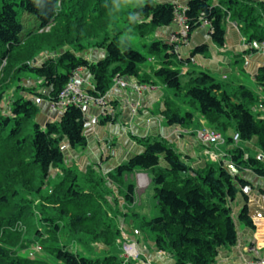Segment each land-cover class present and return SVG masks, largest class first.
<instances>
[{
	"label": "trees",
	"instance_id": "1",
	"mask_svg": "<svg viewBox=\"0 0 264 264\" xmlns=\"http://www.w3.org/2000/svg\"><path fill=\"white\" fill-rule=\"evenodd\" d=\"M122 6H125L123 9L128 8L125 0H0V66L4 61L7 63L4 74L0 75V264H49L42 260L23 258L13 250L15 244L12 240L18 236L17 230L22 227V221L29 212V207L21 206L18 202L24 199L26 203H31V200L22 196L21 186L38 178L48 179L54 167L64 163L65 143L72 148L85 149L87 139L84 131L88 126L87 111L68 106L59 112L61 116L57 122H48L45 127L34 123L32 134L27 135L25 126L36 117L38 107L31 99L17 97L10 106V115H5L3 78L7 72L8 75L12 74L19 64L16 74L26 72L43 80L50 91L48 98L52 103L58 102L60 93L73 73L81 68H87L94 85V89L86 91V94L95 97L105 96L118 78H137L139 66L147 58L131 48H120L116 36L112 41L107 38L96 45L105 52V57L100 61L90 62L70 51H62L65 46H75L73 38L76 37L72 36L86 28H93L92 32L97 36L103 32L109 34V28L115 26L114 18ZM177 13V5L173 3L147 0L142 7L131 9L130 14L143 18V21L132 22L129 16L126 29H135L144 38L148 30L175 25ZM183 13L189 26L188 41L195 32L205 28L212 42L223 47L225 24L232 20L240 26L249 44L258 47L264 43V6L260 2L189 0ZM28 18L34 22L32 27L28 25ZM48 28L50 37L58 36L54 47L60 49L59 57L57 61L48 59L43 64L33 65L31 60L43 49H31L38 37L34 35L29 44L27 37L34 30L40 35ZM178 46L157 41L150 47L152 52H168L154 76L167 88L174 90L177 98L184 91L180 71L171 65V57H174ZM24 47H30L31 50H25ZM14 51L23 59L10 60ZM207 51L208 46L204 45L197 47L193 55ZM256 84L264 92V67L256 76ZM186 86H189L186 96L192 100L191 104L195 102L199 105L198 111L210 127L220 133L225 141L229 139V144L233 143L236 135L239 143H254L261 151V159L246 157L245 152L235 146L230 151V158L238 174L223 167L218 170L212 167L195 169L169 143L143 138L137 139V142L145 150L119 166L116 173L120 176L137 170L150 173L159 216L151 219L147 225L155 234L156 246L160 251L170 252L176 264H213L222 248L234 246L238 242L237 221L253 227L247 206L235 217L232 205L238 195L244 194L245 188L250 187L249 182L239 176L240 173L248 170L264 179V115L261 113L264 112V104L258 105L259 96L244 87L239 88L238 95L230 94L205 72L192 78ZM33 94L39 97L38 93ZM104 115L102 122H110L108 115ZM164 117L170 126H181L194 120L190 112H186L183 117L179 104L174 103L165 106ZM228 129L233 131L230 137ZM161 163L165 166L160 169ZM28 170H31L30 173ZM76 176L79 175L67 171L59 181L58 192L66 194V200L82 196L80 189L75 188ZM133 191V185L129 186L127 200H132ZM88 204L77 201L79 212L72 218L73 221L86 226L96 220L86 212L82 213L92 208ZM37 236L42 235L37 233ZM46 251L61 264H122L115 256L103 259L84 257L57 242Z\"/></svg>",
	"mask_w": 264,
	"mask_h": 264
},
{
	"label": "rangeland",
	"instance_id": "2",
	"mask_svg": "<svg viewBox=\"0 0 264 264\" xmlns=\"http://www.w3.org/2000/svg\"><path fill=\"white\" fill-rule=\"evenodd\" d=\"M152 2L162 3L166 2V0H152ZM127 6L128 8L126 9H123L125 6L120 7L118 15L114 18L115 26L113 25L112 29L109 28V34L103 32L100 36H97L95 32H92L94 31L93 28H86L82 30V32L74 33L72 36L76 37L73 38L75 39V46H65L62 51H70L71 53H75L77 57H83L91 61L89 57L92 53L96 50L104 51L103 48H98L96 45L103 43L107 38H109V41H112L113 37L116 36L120 48H131L140 52L147 58V61L139 66L140 70H149L150 67L156 68V65L163 64L168 52L162 50L160 53H156L152 52L150 48L154 42H165L161 37H158L160 30H148L144 38H142L135 29L132 30L129 28L130 30H127L126 27L129 25L127 24V20L129 16L132 22L133 20L137 22L143 21V18L130 15L131 9L140 7L138 3H126V7ZM177 8L180 10L183 7L177 6ZM28 25L32 27L34 22L29 19ZM48 31L49 28L42 31V33L40 32V35H37V30H34L29 37H27V41L29 40L27 44L32 41L34 35L38 37L34 43H32V47L30 46L31 49L36 47L43 49L35 59L31 60L33 65L43 64L48 59L57 61L56 55L60 54V49L54 46H56L55 39H58V36L50 37ZM43 32H46L44 36H42ZM42 43H44V45H42ZM262 46H264V43L260 44L259 48ZM30 47L25 50L30 51ZM44 49L49 52L46 53ZM20 57L21 55L14 51L11 56L12 59L10 60L15 61L16 59H23ZM173 58L174 57H171V60ZM176 61L179 63L178 60ZM6 64V61L1 64L0 75L2 73L4 74L3 71L4 67L7 66ZM18 67L19 64L16 69L12 70L15 74L12 73L8 75L7 72L3 78V113L5 115H10V106L15 98L24 97L31 99L38 107L36 117L25 126V133L31 135L34 123L45 127L48 122H57L61 116L59 112L63 111V109L54 106L55 104L53 105L50 101L48 98L50 91L46 89L47 87L44 85L43 80L26 72L16 74ZM86 69L81 68V73H83V71L88 72ZM149 78L152 77H145L146 80H144L147 81ZM156 79L160 82V79ZM182 87L184 91L178 97L181 114L184 117L186 111H189L195 116L196 112L199 110V105L195 102L191 104L192 100L186 96L189 86H185V84L182 83ZM171 91L175 93L174 90ZM32 93H38L39 97L35 94L32 95ZM261 95L264 98V93H261ZM109 96H111V90L109 91ZM259 99L261 98L259 97ZM259 104L260 102L258 105ZM107 106L108 117L111 119V122H113L114 117L110 114L111 107L109 105ZM254 113H257L256 110H254ZM261 113L264 115V112ZM41 117H43V119H41ZM196 118H198V115H196L193 120V127L198 126L196 122H199V120ZM205 123L207 128L196 131L194 136L202 145L207 144L212 147L213 150H204L203 148V154L207 157V161L204 160L205 166L197 167L193 165V167L195 169L207 167H212L216 170L220 167L229 169L230 166H234L231 163L230 151L234 149L235 146L247 150L246 143L240 142L239 145H237V143L233 141V143L229 144V139L225 141L224 138L223 142L216 145H211L207 143V141H202L203 139L200 141L198 137L200 133L216 132L206 121ZM232 133L233 131L230 132V129H228L229 137ZM100 146H102L100 152L103 150L105 152H107V150L111 151L115 147L114 144H111L110 140L104 144L101 143ZM175 150H177V148ZM86 151L87 150L83 148H72L65 143L64 163L61 166L54 167L48 179L42 180L38 178L26 186H21L23 191L22 196L31 200V203H26L24 199L18 202L21 206L26 205L29 207V212L28 217L22 221V227H19L17 230L18 236L12 240L15 244L13 250L17 251V254L23 258L42 260L49 264H61L56 262V260L49 255L48 251H46L54 242H57L58 245L66 247L71 251L78 252V254L87 258L103 259L107 256H115L122 264H147L143 258L145 251L148 253L150 250L154 249L160 251L156 246L155 234L151 232L150 227L147 225L151 219L159 216V209L156 203H154L155 199L153 195L155 187L151 184L149 179V176H151L150 173L135 171L132 174H123L121 176L116 172L114 174H104L100 169L97 170L91 167L102 168L100 164L93 165L89 163L85 165V163H87V160L84 159ZM100 152L96 149L94 150V155L98 157ZM93 159L95 160L96 158ZM93 159L92 161L94 162ZM88 162H91V160L89 159ZM161 168H164L163 163H161L160 169ZM30 171L31 170H28L29 173ZM67 171L79 175L76 176L77 185H75V188L77 190L80 189V193H82L81 198L66 200V194L62 195L60 194L62 191L58 192L57 186L60 184L59 181L63 179V173ZM67 175H69V173ZM70 177L72 178V176ZM131 185H133L134 191L131 198L132 200L130 201L127 200L126 197L129 194L128 187ZM68 186L69 185H67L66 188ZM78 200L84 205L88 203H90L88 205H92V208L88 211H82V213L86 212L87 215L96 218L91 224L83 226V224L81 225L79 222L72 220L79 212V207L76 205ZM46 219H49V221L45 222ZM37 233H41L42 236H37ZM163 253L167 257L172 256L168 251Z\"/></svg>",
	"mask_w": 264,
	"mask_h": 264
},
{
	"label": "crops",
	"instance_id": "3",
	"mask_svg": "<svg viewBox=\"0 0 264 264\" xmlns=\"http://www.w3.org/2000/svg\"><path fill=\"white\" fill-rule=\"evenodd\" d=\"M188 1L166 0L162 3L183 6ZM254 1L260 2L264 6V0ZM158 30H160L158 37L169 42L175 33L176 26L162 27ZM225 30L226 39L223 47L215 45L208 35V30L201 28L192 35L187 43L176 48L171 65H173V69L180 71L181 85L184 83L186 86L192 78L205 72L222 84L224 90L230 94L238 95L239 88L244 87L258 95L261 98L259 102L263 103L264 98L261 93L264 92L256 84V76L259 70L264 67V53H262L264 46L259 48V46L254 47L253 44H249L246 36L241 32L240 26L232 20L225 24ZM204 45L208 46L207 52L193 55L197 47ZM56 57L58 58L59 55ZM104 57V51L96 50L89 58L91 59L90 62H96ZM161 66L162 64H158L156 65L157 69L150 67L149 70L145 71L139 69L137 78H123L129 83L126 90L116 85L112 87L111 96L108 95L107 100L111 107L110 114L114 117L113 122H102L105 116L103 109L94 105L87 108L88 126L84 131L87 139V147L85 148L87 151L84 157L87 163L85 165L89 163L100 164L102 168L91 167L100 169L104 174H114L119 166L126 164L133 156L144 151V147L137 142V139L152 138L163 140L174 149L177 148L178 154L192 166H205L204 160L207 157L203 154V148L211 151L213 149L207 144L202 145L197 141L194 134L200 129L207 128L206 120L197 111L198 118L196 119L199 120L196 122L197 127H193V122L181 126H170L167 123L164 117L165 106L173 105V103L179 104V100L176 93L171 91L172 89L167 88L161 81L158 82L154 76V72ZM81 74L85 80L84 92L93 90L91 75L87 71H83ZM145 77L152 78L145 81ZM138 85H143L146 89L137 92L135 88ZM109 140L115 147L111 151L105 152L103 150L100 152L102 149L100 144ZM246 146L247 150L242 149L246 157H253V155L258 159L261 157V151L254 143H246ZM96 149L100 152L98 157L94 155ZM89 159L91 162H88ZM262 159L264 160V157ZM137 171L148 173L141 170ZM239 176L249 182L250 191L238 195L234 205H232L233 212L237 217L243 207L247 206L253 227H248L237 221L238 242L234 246L222 248L213 264H248L256 261L264 252V179L257 177L248 170L243 171ZM154 201L157 206V201ZM143 258L147 264H176L173 256L167 257L163 252L155 249L150 250L149 253L145 251Z\"/></svg>",
	"mask_w": 264,
	"mask_h": 264
},
{
	"label": "built area",
	"instance_id": "4",
	"mask_svg": "<svg viewBox=\"0 0 264 264\" xmlns=\"http://www.w3.org/2000/svg\"><path fill=\"white\" fill-rule=\"evenodd\" d=\"M185 7L178 10L175 19L176 30L175 33L171 36L169 42L177 45H183L188 42V30L189 26L187 25V19L184 16ZM85 80L82 77L81 69H78L73 73L69 83L63 89V91L59 95V100L56 103H53L54 106L65 109L68 106H76L80 108H88L89 106L95 105L104 110V113L108 115V100L107 97L109 92L103 97H95L84 92ZM117 87L126 90L129 87V83L122 79L118 78L115 80V84ZM94 89V87H93ZM143 89H146L143 85L136 86L135 90L137 92H141ZM101 106V107H100ZM200 141H207V143L211 145H216L218 143L223 142V137L220 133H200L198 135ZM234 142L239 143L238 136H234ZM248 264H264V252L256 261H252Z\"/></svg>",
	"mask_w": 264,
	"mask_h": 264
},
{
	"label": "clouds",
	"instance_id": "5",
	"mask_svg": "<svg viewBox=\"0 0 264 264\" xmlns=\"http://www.w3.org/2000/svg\"><path fill=\"white\" fill-rule=\"evenodd\" d=\"M125 3L128 4L138 3L142 7L145 3V0H125Z\"/></svg>",
	"mask_w": 264,
	"mask_h": 264
},
{
	"label": "water",
	"instance_id": "6",
	"mask_svg": "<svg viewBox=\"0 0 264 264\" xmlns=\"http://www.w3.org/2000/svg\"><path fill=\"white\" fill-rule=\"evenodd\" d=\"M86 111V109H84ZM261 158V157H260ZM229 169L234 173V174H238V170L234 167V166H230ZM250 191L249 187L245 188L244 192L248 193Z\"/></svg>",
	"mask_w": 264,
	"mask_h": 264
},
{
	"label": "bare ground",
	"instance_id": "7",
	"mask_svg": "<svg viewBox=\"0 0 264 264\" xmlns=\"http://www.w3.org/2000/svg\"><path fill=\"white\" fill-rule=\"evenodd\" d=\"M145 150V149H144Z\"/></svg>",
	"mask_w": 264,
	"mask_h": 264
}]
</instances>
